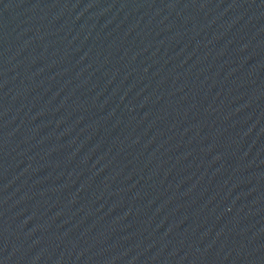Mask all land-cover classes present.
I'll list each match as a JSON object with an SVG mask.
<instances>
[{"label": "water", "instance_id": "water-1", "mask_svg": "<svg viewBox=\"0 0 264 264\" xmlns=\"http://www.w3.org/2000/svg\"><path fill=\"white\" fill-rule=\"evenodd\" d=\"M0 264H264V0H0Z\"/></svg>", "mask_w": 264, "mask_h": 264}]
</instances>
